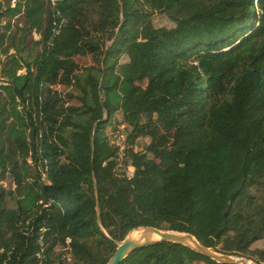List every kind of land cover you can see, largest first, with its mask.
I'll return each mask as SVG.
<instances>
[{"label":"trees","instance_id":"16d2710c","mask_svg":"<svg viewBox=\"0 0 264 264\" xmlns=\"http://www.w3.org/2000/svg\"><path fill=\"white\" fill-rule=\"evenodd\" d=\"M0 78V264H264V0H0Z\"/></svg>","mask_w":264,"mask_h":264},{"label":"water","instance_id":"95a60500","mask_svg":"<svg viewBox=\"0 0 264 264\" xmlns=\"http://www.w3.org/2000/svg\"><path fill=\"white\" fill-rule=\"evenodd\" d=\"M99 210L100 207L98 205V213ZM100 221L101 220L99 218V222ZM155 236L159 237L160 240L156 242H148L150 238ZM163 241L185 246L195 253L207 257L220 264H256L255 262L247 260L245 258L218 253L212 248H208L202 245L200 241L190 233L165 231L154 227L143 226L132 229L123 241L115 242V244L117 245V250L108 264H121V262L127 259L136 250Z\"/></svg>","mask_w":264,"mask_h":264},{"label":"rangeland","instance_id":"374dc122","mask_svg":"<svg viewBox=\"0 0 264 264\" xmlns=\"http://www.w3.org/2000/svg\"><path fill=\"white\" fill-rule=\"evenodd\" d=\"M12 5H13L12 7L16 6V2L13 1V2H12ZM155 19H156V20H155V23H156L158 26H161V25H168V26H169V25H171L166 19H164V18H162V17H160V16H157ZM13 22H14V20H13ZM2 25H6V21H5V20L3 21ZM33 37H34L35 40H38V39L40 38V36H39L37 33H34V34H33ZM11 53H14V50H12ZM3 59H5V57H3ZM25 73H26V70H25V69L19 71V74H25ZM2 83H3V82H2V79L0 78V84H2ZM141 84H144V83H141ZM119 120H120V117H119V116H116V117L113 119L112 122H118ZM120 129H121V130L124 129V126H122ZM116 134H117V133H116ZM121 140H122V141H125V140H124V137H122ZM122 143H123V142H122ZM124 143H125V142H124ZM125 145H126V144H125ZM5 185L7 186V184H5ZM258 247L264 249V241H263V242H260L259 245H258ZM253 262H254V261H253Z\"/></svg>","mask_w":264,"mask_h":264},{"label":"built area","instance_id":"2783aa9c","mask_svg":"<svg viewBox=\"0 0 264 264\" xmlns=\"http://www.w3.org/2000/svg\"><path fill=\"white\" fill-rule=\"evenodd\" d=\"M122 137H123V135L120 132H118L117 134L114 135V142H116L117 147H119V154H120L121 158H123L125 156V149H126V145H125L124 141L121 140ZM134 171H135V169L133 167H130L128 169V173H127L128 176L132 177Z\"/></svg>","mask_w":264,"mask_h":264},{"label":"bare ground","instance_id":"6f19581e","mask_svg":"<svg viewBox=\"0 0 264 264\" xmlns=\"http://www.w3.org/2000/svg\"><path fill=\"white\" fill-rule=\"evenodd\" d=\"M159 240H160V238L155 236V237L150 238L148 240V242H156V241H159Z\"/></svg>","mask_w":264,"mask_h":264}]
</instances>
